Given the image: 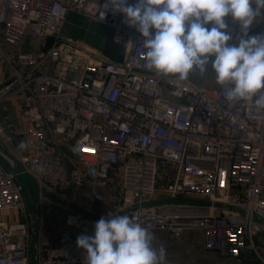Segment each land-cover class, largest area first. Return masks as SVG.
Wrapping results in <instances>:
<instances>
[{"label": "built area", "instance_id": "obj_1", "mask_svg": "<svg viewBox=\"0 0 264 264\" xmlns=\"http://www.w3.org/2000/svg\"><path fill=\"white\" fill-rule=\"evenodd\" d=\"M70 13L104 25L125 60L64 38ZM0 23L9 45L31 40L41 52H20L0 85V103L15 97L26 122L15 138L0 123L21 167L0 161V264H29L43 230L36 264H85L77 237L107 215L175 236L198 229L217 264H264V109L229 104L220 85L211 93L156 74L141 34L109 0H0ZM249 34L264 35V18Z\"/></svg>", "mask_w": 264, "mask_h": 264}, {"label": "clouds", "instance_id": "obj_2", "mask_svg": "<svg viewBox=\"0 0 264 264\" xmlns=\"http://www.w3.org/2000/svg\"><path fill=\"white\" fill-rule=\"evenodd\" d=\"M113 11L142 36L147 65L156 74L185 80L209 70L229 104L264 109V35H250L264 18V0H109ZM105 7H108L106 5ZM234 25L240 35L234 36ZM235 39V43L232 41ZM127 215L101 217L94 235L81 234L85 264H166L163 245Z\"/></svg>", "mask_w": 264, "mask_h": 264}, {"label": "rangeland", "instance_id": "obj_3", "mask_svg": "<svg viewBox=\"0 0 264 264\" xmlns=\"http://www.w3.org/2000/svg\"><path fill=\"white\" fill-rule=\"evenodd\" d=\"M260 19L255 21L250 28V31L256 27ZM234 36L240 35V29L238 25H234ZM62 36L64 38L71 39L78 44H80L86 50H100L104 56L108 57L109 59L121 63L125 60V53L123 52V48H118L110 44V35L109 30L102 25L101 23L97 22L94 19L86 17L84 15L70 13L62 28ZM235 43V39L232 41ZM29 47L31 52L35 53L38 57L41 55L39 50V45L37 42H32L31 40H26L24 45ZM24 45L22 46H15L18 48L23 49ZM13 47V46H12ZM17 48V49H18ZM18 58V55L9 60V64L12 68H14L15 60ZM12 76V74H11ZM11 76L4 82L6 83L9 81ZM189 78L205 87L210 88V90L214 91L216 87V80L214 73L209 70L206 74L201 75L198 70L193 71L189 74ZM10 105V109L7 112V121H2L0 119V123L8 130L9 133L15 138L16 132L18 129H23L26 127V122L23 120L21 113L19 112V108L17 105V100L15 97H11L8 100L3 101L0 103V107L4 105ZM17 122L23 126V128L18 127ZM16 128V129H14ZM22 142L25 143V141ZM16 141L13 140L10 149L16 151ZM22 180L28 184L31 189L32 197L34 199L35 205V180L34 177L29 174L25 173L22 176ZM28 200V199H27ZM28 213H31V207L28 202L27 206ZM51 211V210H50ZM52 213L55 212V209L51 211ZM11 214L9 213H4ZM154 234L155 240L154 245L158 248L163 245L167 252L166 261L173 262V263H181V264H217L219 262V258L216 254L211 253L204 248V237L201 231L198 229L192 228L185 230L179 236L172 235L167 231L162 230H155L150 231ZM54 233V232H53ZM50 233L48 230H43L41 234L36 233L32 235V247H31V256L29 260V264H36L37 260L35 259L36 250L35 244H38L41 241L46 240L49 237Z\"/></svg>", "mask_w": 264, "mask_h": 264}, {"label": "crops", "instance_id": "obj_4", "mask_svg": "<svg viewBox=\"0 0 264 264\" xmlns=\"http://www.w3.org/2000/svg\"><path fill=\"white\" fill-rule=\"evenodd\" d=\"M110 44L113 45L111 43V41H110ZM27 46H28V44L27 45L25 44L23 49H21V48H18L15 46L12 47V45H9L5 41L2 24L0 23V85L2 83H4L11 76V74H13V72H14V68H12L11 65L9 64V60L16 57L22 51H30V49H28L29 47H27ZM113 46H115V45H113ZM115 47H117V46H115ZM96 51L102 53L100 50H96ZM196 84H198V83H196ZM198 85H201V84H198ZM201 86H203L205 89H207L211 93H214L218 88V84H216L214 91L210 90V88L205 87L204 85H201ZM9 109H10V105H6V104L4 106L0 107V119L2 121L3 120L7 121L6 117H7V112L9 111ZM17 125H18V127L23 128V126H21L18 122H17ZM14 129H16V128H14Z\"/></svg>", "mask_w": 264, "mask_h": 264}, {"label": "water", "instance_id": "obj_5", "mask_svg": "<svg viewBox=\"0 0 264 264\" xmlns=\"http://www.w3.org/2000/svg\"><path fill=\"white\" fill-rule=\"evenodd\" d=\"M0 161L7 165L12 171L20 173L21 167L18 161L12 156V154L0 143ZM25 188L26 196L31 207V218H32V230L34 233L37 232V211L34 199L32 197V192L30 187L24 181L21 182ZM36 256L35 259H38V244H35Z\"/></svg>", "mask_w": 264, "mask_h": 264}]
</instances>
